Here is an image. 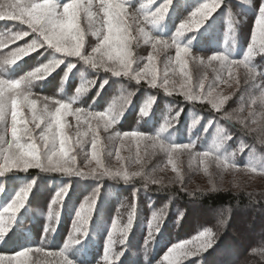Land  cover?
Returning <instances> with one entry per match:
<instances>
[{
    "label": "trees",
    "instance_id": "obj_1",
    "mask_svg": "<svg viewBox=\"0 0 264 264\" xmlns=\"http://www.w3.org/2000/svg\"><path fill=\"white\" fill-rule=\"evenodd\" d=\"M7 2V0H0ZM64 3L65 0H59ZM129 11L136 14L140 24L133 23V34L143 26L153 39L169 40L175 36L178 26L207 0H170L163 19L144 24L143 13L154 12L166 0H126ZM264 0H222L217 9L205 19L199 29L186 32L177 38L180 46L187 47L194 58L207 59L222 54L228 60H242L251 43L252 32ZM82 27L87 29V24ZM29 31L19 21L0 20V53L25 46L34 37L28 35L21 40H11V34ZM98 39L90 31L85 36L84 53L91 52ZM150 43L140 42L133 47V68L139 71L147 63L152 52ZM175 47L162 52L157 60V83L163 84L161 74L168 70L167 62L175 57ZM52 50L40 49L24 56L12 65H5L0 78L17 80L35 67L47 62ZM59 55V54H57ZM2 57V56H0ZM69 65H74L69 71ZM253 70L252 77L243 66L234 69L240 80L218 83L217 73L225 80L227 69L213 71L189 57V72L194 81L207 75V83L213 87L207 92L218 91L213 97L205 95L198 100H189L181 92L186 87L177 75L174 84L168 78L169 95L164 87L152 88L146 80L137 83L134 79L114 76L91 68L74 57H63L61 63L47 78L28 85L33 97H46L51 100L72 103L86 111L104 112L111 105L119 110L123 97L132 93L130 102L123 109L119 119L107 132L100 130L101 160L103 168L116 171L120 155L127 157L129 148L135 146L126 142L109 141L116 134L137 131L147 136H158L168 145L192 146L191 152L182 151L174 157L177 171L168 164V155L159 147L141 148V163L124 162L129 173L139 172L125 181L108 175H92L89 163L91 137L81 149H75L76 168L85 175H69L40 168L27 170L13 169L0 174V211L15 195L32 184L29 195L8 226V231L0 237V255L11 256L24 249H41L29 254L31 264H63L64 256L71 264H105L103 259L109 232L112 231L111 264H167L163 257L177 243L192 241L200 232L211 229L214 242L202 253L188 258L179 257L176 264H264V104L258 97L264 91V52L256 53L248 60ZM215 69L220 64L214 62ZM159 69V70H158ZM67 72V78H65ZM88 81H94L86 92L73 101L76 89ZM63 82V83H62ZM180 86V87H179ZM200 91V89H196ZM228 96L227 102L217 110L212 100ZM150 98H154L147 115H141V108ZM256 99V103H251ZM255 115H251V113ZM174 118V119H173ZM68 123L75 120L68 116ZM166 121L171 126H166ZM195 121V123L193 122ZM6 123L0 121V130ZM165 126L164 131L161 128ZM216 126L222 128L220 149L213 150L209 143L215 134ZM227 137V139H222ZM151 145V142H147ZM242 149V150H239ZM209 151L214 156L235 166H218L215 159L204 165L196 153ZM191 153V155H189ZM86 154H88L86 156ZM251 156L262 159L253 160ZM253 167L256 171H250ZM206 169V170H205ZM256 178L255 181L245 177ZM237 177V178H235ZM153 180L159 183H153ZM67 187L60 204L50 205L56 193ZM95 205L90 216L86 233L76 234L78 243H68L72 235L73 222L80 206L91 198ZM167 205L158 230L149 238V221L153 213H159ZM134 207V219L125 242L120 229L128 223ZM55 213H59L55 217ZM200 215H204L203 218ZM113 221L117 230L113 231ZM54 229V230H52Z\"/></svg>",
    "mask_w": 264,
    "mask_h": 264
},
{
    "label": "snow or ice",
    "instance_id": "obj_2",
    "mask_svg": "<svg viewBox=\"0 0 264 264\" xmlns=\"http://www.w3.org/2000/svg\"><path fill=\"white\" fill-rule=\"evenodd\" d=\"M152 2L153 0H149V3ZM221 2L222 0H207V2L202 3L190 14L188 19L178 26L171 42L162 39L159 42L151 40L150 44L153 51L147 56V63L139 71L133 68V47L141 39L149 37V34L143 26H139L136 29V34H133V23L140 24V19L136 14L129 11L126 0H65L64 3H60L59 0H7V2H0V20L19 21L26 25L29 30L12 33L11 40H21L30 34L34 37L25 46L16 47L7 55L0 53V56L4 57V62L0 64V73L4 71L5 65H12L27 56L25 53L30 54L40 49L52 50L50 59L31 70L28 77L17 80L0 78V121L6 122L5 136H0V174L13 169L40 168L69 175H85L76 168V156L73 152L88 143V137H91L89 163L94 161L96 165L91 168L90 174L92 175H108L119 177L125 181L140 175L139 172L129 173L126 171L124 162L131 160L140 164L141 148L143 145L144 150H146V146L149 145L147 142H151L154 149L159 147L161 151L166 152L168 164L172 166L173 171H177L174 157L182 151L191 152L192 146L189 144L165 145L161 143L158 136H147L137 131L116 134L111 137L112 140L119 141L121 146L126 142L134 145L135 152L133 155V150L129 148V155L123 157L120 155V150L117 149L116 158L120 162V168L116 171L104 169L100 158L102 152L100 130L107 132L113 124L109 123L104 116L97 115L100 112L86 111L79 107H73L72 103L60 100L33 97L28 90V85L29 82L33 83L47 78L60 65L57 66V62L63 61V57H74L83 63L87 61V65L97 71L103 69L117 77L124 76L134 79L137 83L146 80L152 88L164 87L165 91L171 95L172 92L168 89L167 71L163 77V84L157 83L156 63L162 52L174 46L176 49L175 57L167 62V67L173 74L178 73L184 81L186 87H182L181 92L187 99H202L206 94L210 96L211 93H206V90L213 87L212 84L207 83V75L199 77L194 85L189 72V57L193 60H199L200 64L207 68H213V71H215L214 62L223 64V69L228 71V78L226 81L221 73H217L218 83L235 81L236 86L239 87L240 80L235 75L234 69L243 66L248 69L249 74L253 77L254 72L248 66V60L257 50L264 52V5L259 9L251 43L242 60H228L222 54L212 55L206 60L194 58L187 47L177 43V38L182 34L199 29ZM168 3L170 0H166V3L154 12L143 13V23H155L163 19L168 10ZM114 22L120 28L119 32L114 30ZM85 23L88 26L87 29L82 27ZM88 31L97 37L98 44L92 48L91 52L85 54L83 49ZM117 36H119V42L114 39ZM3 44L4 42L0 41V47ZM75 49L79 50L80 55L69 54ZM117 49L120 51L119 57H117ZM101 58L103 64L98 65L97 60ZM45 68L48 71H44ZM37 69H41V71H37ZM65 78H67V72H65ZM197 88L200 89L199 92L196 91ZM131 95L132 93H128L126 97L122 98L123 104L117 112L127 106ZM153 99L150 98L141 108V115L148 114ZM228 99V96H222L217 100H212V106L219 110ZM258 99L261 104H264V91L260 92ZM251 103L255 104L256 99H252ZM24 109H27V114L23 111ZM251 115H255V113L253 112ZM68 116H72L75 120L74 132L71 131L73 125L68 123L66 119ZM167 124L166 121V126ZM165 128L163 126L161 131H164ZM35 129H40L38 136L35 135ZM9 131L10 139L6 138ZM197 157L201 165H204L211 158L218 162V166L235 168L229 163L230 158L227 160L217 159V156L209 151L196 153L194 158ZM153 183H159V181L153 180ZM31 187L32 184H29L26 188L21 189L12 202L0 211V237L7 233L9 224L24 205ZM66 192L67 187L56 193L50 205V215H52V205L60 204ZM95 201L96 199L93 197L80 206L73 222L72 235L69 237L68 243H78L79 241L75 239L76 234H80L82 237L86 233ZM166 210L167 205L159 213H153L149 221V238L158 230V221H162ZM58 214L55 213V217H58ZM133 219L134 207L129 214L128 223L120 229L123 237L120 241L121 244L125 242ZM112 229L113 231L117 230L116 221H113ZM112 235L113 232L110 231L103 257L105 264H111ZM214 238L211 229L204 230L192 241H185L172 246L171 251L168 250L163 259L167 261V264H176L178 256L188 258L198 255L212 245ZM33 251L39 252L41 249H24L11 256L0 255V264H31L29 254ZM49 255H61L63 256V264H71L63 252L59 254L49 253Z\"/></svg>",
    "mask_w": 264,
    "mask_h": 264
},
{
    "label": "clouds",
    "instance_id": "obj_3",
    "mask_svg": "<svg viewBox=\"0 0 264 264\" xmlns=\"http://www.w3.org/2000/svg\"><path fill=\"white\" fill-rule=\"evenodd\" d=\"M114 30L119 32L120 31V28L116 25V22H114ZM115 40H117V42H119V36L117 37H114ZM151 40H156L157 42L160 41V39H153V38H150V37H146L145 39H143V43H150ZM116 53H117V57L120 56V51L117 49L116 50ZM29 53H25V55H28ZM70 55H80L79 53V50L78 49H75V50H72L70 53ZM22 58V57H21ZM111 58V57H110ZM4 62V57H0V64H2ZM63 63V61H59L57 62V66L59 64ZM85 64H87V61H85ZM97 64L100 65V64H103V59H98L97 60ZM74 67V65H69V71L71 70V68ZM224 68L223 64H220V68L219 69H215V71H222ZM44 71H48L47 68L43 69ZM37 71H41V69H37ZM31 73L28 72L26 73L23 77H28ZM94 83V81H88L84 84H81L80 87H78L76 89V96L73 98V101L78 98L82 92H86L88 90L89 87H91V85ZM32 83L29 82V85H31ZM123 110L121 109L119 112H117V110L111 105L108 109H106L104 112H100L98 113L97 115H101V116H104L105 119L107 121H109V123L111 124H114L116 122V120L119 119V115L122 114ZM174 119V118H173ZM194 122V121H193ZM171 126L168 122L167 124V127ZM225 139H227V137H224ZM109 141H112V138L110 137L109 138ZM162 144H165L161 141ZM165 145H168V144H165ZM220 146L219 143H217L216 141L213 143V150H215L216 148H218ZM151 147L153 148L151 145H147L146 146V150ZM154 149V148H153ZM179 154V153H178ZM189 155H191V153H189ZM194 158V157H193ZM217 159H223L221 157H217ZM130 162H133L131 160H129ZM250 171H255V168L251 167L249 169ZM169 251H171V249H169Z\"/></svg>",
    "mask_w": 264,
    "mask_h": 264
},
{
    "label": "rangeland",
    "instance_id": "obj_4",
    "mask_svg": "<svg viewBox=\"0 0 264 264\" xmlns=\"http://www.w3.org/2000/svg\"><path fill=\"white\" fill-rule=\"evenodd\" d=\"M262 5H264V2H263ZM152 24H153V23H152ZM252 33H253V32H252ZM158 70H159V69H158ZM161 75L164 76V72H163ZM171 75H172V74H169V75H168V78L171 77ZM177 75H178V73H177V74H174V75L171 77V79H170V84H171V83L174 84L176 81H178V82L180 83V86H181V82H180V80H176V79H177ZM180 86H179V87H180ZM217 92H218V91H215V93H213V91H211V92H210L211 95H210L209 97H213L215 94H217ZM23 111L27 114V109H24ZM1 122H2V124L6 123V122H4V121H1ZM216 129H217L218 131H216L215 134L212 135L213 137L211 138V140L209 141V143L213 145V143L216 141L217 143L220 144L219 147H222V146H221V145H222V144H221V141H219L218 138L220 137L221 132H222L221 130H223V129L220 128L219 126H218V127L216 126ZM5 132H6V126H5V130H4V129H3V130H0V136H5ZM39 132H40V129H35V135L38 136V135H39ZM6 138H8V139L11 138V137H10V131H9V133H8V135H7ZM219 139H220V138H219ZM222 139H224V138L222 137ZM220 140H221V139H220ZM219 147H218V149H220ZM251 157H252L253 160L255 159L256 161L262 159V157H260V156H257V157H256V156H251ZM235 178H237V177H235ZM245 178H246L245 181H246L247 179H248V180H251V181H255V179H256V178L248 177V176H246ZM15 196H16V195H15ZM13 199H14V198H13ZM11 202H12V201H11ZM203 216H204V215H200V217H202V218H203Z\"/></svg>",
    "mask_w": 264,
    "mask_h": 264
}]
</instances>
